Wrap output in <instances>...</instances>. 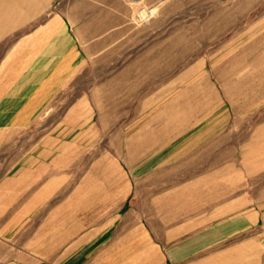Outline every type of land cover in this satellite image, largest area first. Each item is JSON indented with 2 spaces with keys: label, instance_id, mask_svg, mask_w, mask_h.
I'll list each match as a JSON object with an SVG mask.
<instances>
[{
  "label": "rangeland",
  "instance_id": "rangeland-1",
  "mask_svg": "<svg viewBox=\"0 0 264 264\" xmlns=\"http://www.w3.org/2000/svg\"><path fill=\"white\" fill-rule=\"evenodd\" d=\"M60 4L92 40L0 143V185L16 178L6 195L29 211L12 238L28 259L0 264H167L166 247L264 209V0ZM244 244L264 264L260 225L220 241Z\"/></svg>",
  "mask_w": 264,
  "mask_h": 264
},
{
  "label": "crops",
  "instance_id": "crops-1",
  "mask_svg": "<svg viewBox=\"0 0 264 264\" xmlns=\"http://www.w3.org/2000/svg\"><path fill=\"white\" fill-rule=\"evenodd\" d=\"M59 4L60 0H0V143L17 121L27 117L30 107L43 105L46 96L68 82L82 54L86 55L85 50L81 51L80 42L92 40V20L86 24L88 32L87 29L78 31L71 4ZM257 142L256 149L264 153V135ZM250 154L244 160L249 170L257 161ZM19 162L20 179L24 180L16 185L20 183L22 190L23 185H28V153ZM14 179L16 182V178H5L0 185V263L28 259L17 252L20 248L12 242L13 235L21 231L23 222L27 223L29 218L28 209H12L11 193L6 195L7 182L14 183ZM172 212L166 216L169 220L177 214ZM256 225L264 232L263 208L250 209L227 224L209 227L191 241L166 247L165 261L167 264L254 263L252 257L256 253L249 244H244V250H222L220 241ZM236 253L242 258L233 256ZM69 263L77 264L78 259Z\"/></svg>",
  "mask_w": 264,
  "mask_h": 264
},
{
  "label": "bare ground",
  "instance_id": "bare-ground-1",
  "mask_svg": "<svg viewBox=\"0 0 264 264\" xmlns=\"http://www.w3.org/2000/svg\"><path fill=\"white\" fill-rule=\"evenodd\" d=\"M149 15H150V12H148V10L146 9H144L141 13L142 18H148Z\"/></svg>",
  "mask_w": 264,
  "mask_h": 264
}]
</instances>
